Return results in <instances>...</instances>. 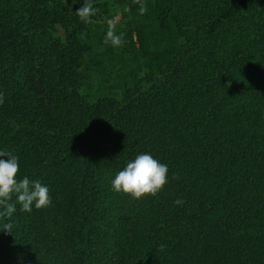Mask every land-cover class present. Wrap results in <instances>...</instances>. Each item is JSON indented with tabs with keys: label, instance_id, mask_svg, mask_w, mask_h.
<instances>
[{
	"label": "trees",
	"instance_id": "obj_1",
	"mask_svg": "<svg viewBox=\"0 0 264 264\" xmlns=\"http://www.w3.org/2000/svg\"><path fill=\"white\" fill-rule=\"evenodd\" d=\"M84 3L0 0V149L52 199L13 195L0 264H264V0ZM141 153L168 183L114 191Z\"/></svg>",
	"mask_w": 264,
	"mask_h": 264
},
{
	"label": "clouds",
	"instance_id": "obj_2",
	"mask_svg": "<svg viewBox=\"0 0 264 264\" xmlns=\"http://www.w3.org/2000/svg\"><path fill=\"white\" fill-rule=\"evenodd\" d=\"M75 2V0H74ZM139 2V0H137ZM147 11L141 4L140 14ZM98 12L91 0H85L81 8L76 11V15L81 21L88 23L90 18ZM124 43L123 33L117 34L115 23L108 21V29L104 38L105 45L120 47ZM4 102V95L0 92V104ZM7 156L8 159H0V219L8 218L7 223L2 228L9 233L12 232L13 225L10 222L13 213L16 212V205L10 201L13 195L21 205V211L31 212L33 205L36 209L47 208L52 204L49 188L38 180H30L28 177L17 179L20 166L18 157L9 151L0 149V157ZM169 168L167 164L161 163L150 153L138 154L133 160L129 161L123 170H120L111 181L112 188L118 193L131 195L134 199L145 196L157 195L168 183ZM173 179H179L178 175L173 174ZM177 205H182L184 201L177 199ZM166 245L161 244L159 251H164Z\"/></svg>",
	"mask_w": 264,
	"mask_h": 264
},
{
	"label": "rangeland",
	"instance_id": "obj_3",
	"mask_svg": "<svg viewBox=\"0 0 264 264\" xmlns=\"http://www.w3.org/2000/svg\"><path fill=\"white\" fill-rule=\"evenodd\" d=\"M59 33L62 35V31L60 30Z\"/></svg>",
	"mask_w": 264,
	"mask_h": 264
}]
</instances>
